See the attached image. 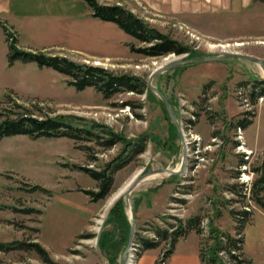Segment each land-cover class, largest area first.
I'll list each match as a JSON object with an SVG mask.
<instances>
[{
  "label": "rangeland",
  "instance_id": "374dc122",
  "mask_svg": "<svg viewBox=\"0 0 264 264\" xmlns=\"http://www.w3.org/2000/svg\"><path fill=\"white\" fill-rule=\"evenodd\" d=\"M99 2L127 7L149 25L189 47V53L193 51L195 56L239 52L259 57L264 63V0H250L249 7L243 9L211 10L209 33L184 24L172 14L153 11L138 0ZM81 21L80 25L73 22L64 26L66 29L60 33L57 26L48 23L37 25L30 33L22 32L19 38L15 30H9L23 49L64 56L114 74L139 76L146 82L143 93L119 91L104 97L93 87L76 90L67 83L66 75L50 67L18 60L9 65L7 43L0 32V100L4 92H9L38 115H67L74 126L97 123L96 133L109 128L129 141L146 135L145 150L130 155L123 142L110 147L102 145L104 137L93 140L31 138L24 134L3 137L0 242L37 241L56 264H120L131 224L129 207L122 194L128 182L140 171L158 167L176 169L182 160L177 130L162 100L148 88V77L156 67L190 56L189 53L147 56L131 51L130 44L135 47L141 44L115 23L94 18L88 9ZM220 42L231 46H211ZM235 42L239 44L233 45ZM164 57H168L167 62ZM263 76L261 67L251 60L224 57L188 63L153 78L154 86L168 98L182 128L188 161L182 174L149 177L132 191L137 234L152 238L149 235L153 225L167 227V222L176 223L175 218L200 216L203 233H192L176 249L179 254L184 251L192 255L197 250L196 236L202 241L203 250L208 251L213 243L210 231L218 229L234 234L236 223L230 210L248 208L253 214L243 231V250L251 262L245 264H264V208L249 199L244 187H237L242 195L227 189L229 184L250 185L257 176L252 168L264 158V99L248 107L236 94V89L242 86L246 87V94L254 79ZM191 107L198 111V118L187 130L180 120ZM245 118L251 123L242 128L240 137L236 136L237 126ZM242 157L247 160L245 170L239 165ZM118 162L123 166L113 173L111 190L104 198L93 201L85 190H95L97 182L74 165L102 169ZM34 185L47 188L50 193L32 189ZM119 198L126 215L124 231V225L122 228L109 216ZM143 213L146 218L139 221ZM136 239L134 236L133 242ZM166 248L167 243L162 242L159 249L145 253L144 250L145 264L156 250L155 260ZM0 264L49 263L43 262L34 251L13 249L0 251Z\"/></svg>",
  "mask_w": 264,
  "mask_h": 264
},
{
  "label": "trees",
  "instance_id": "16d2710c",
  "mask_svg": "<svg viewBox=\"0 0 264 264\" xmlns=\"http://www.w3.org/2000/svg\"><path fill=\"white\" fill-rule=\"evenodd\" d=\"M91 9V16L103 21L115 23L126 34L133 37L137 43L141 44L135 47L130 44V50L147 56H163L169 53L183 54L189 53V47L183 45L177 39L172 38L167 33L161 32L157 28L148 24L143 18L135 14L127 7L120 4H105L99 0H84ZM5 41L7 43V62L12 65L15 61L23 63L35 62L38 66L50 67L53 70L62 73L68 77L67 83L80 91L87 87H93L101 92L104 97H110L119 91H132L143 93L146 89V82L139 76L130 74H114L112 71L93 65L77 63L67 57L59 55H50L41 50H27L17 45V37L12 35L7 26H4ZM190 57L195 56L194 52L188 54ZM259 95L264 96V79H254V82L247 91L250 103H256ZM196 120L191 123L195 124L198 118V111L195 110ZM244 114L252 112L244 111ZM246 117V116H245ZM251 120L245 118L240 121L238 128H246ZM173 125V123H172ZM93 126H74L71 124L67 115L47 114L38 115L24 104L17 102L12 98L9 92H4L0 100V140L6 136L24 134L31 138L39 137H69L75 140L86 139L93 140L96 137H104L102 145L110 147L117 142H123L124 150L129 149L130 155H137L145 150L146 135H142L135 140H127L123 136L111 131L102 129L97 133ZM174 127V125H173ZM175 131L176 128L174 127ZM104 133V134H102ZM104 135V136H101ZM238 143V141H236ZM241 156H244L243 154ZM247 160L242 157L239 162L240 167L246 165ZM123 166L118 162L113 166L109 164L102 169H94L85 166H75L84 170L96 182V189L85 190V193L93 201L104 198L113 185V173ZM244 170L246 169L243 168ZM257 174L250 185L245 183L229 184L227 189L233 194H241L237 187H241L248 192L249 199H252L258 206L264 208V158L261 163L252 168ZM32 189H39L43 192L50 193L47 188L39 185L32 186ZM246 191L243 195H246ZM242 195V194H241ZM35 211V210H28ZM235 221V233L231 234L222 230L210 231L209 238L212 239V246L203 250L202 241H199V257L203 264H245L250 263L243 250L244 228L250 222L253 212L251 209L230 210ZM109 216L118 222L121 227L125 224L126 215L122 198H119L111 207ZM176 223L167 222V227L153 225L150 229L155 234V238H147L135 232L136 241L141 246V252L159 246L162 242L167 243V248L162 255L155 261L156 264H167V258L173 252L175 243L181 237H185L190 231L197 234L203 233L200 216H192L187 220L175 218ZM123 228V227H122ZM125 230V225L123 231ZM127 230V228H126ZM13 249H23L25 251H34L37 256L45 263L56 264L50 258L47 250L37 241H11L0 242V251H9ZM220 255V256H219Z\"/></svg>",
  "mask_w": 264,
  "mask_h": 264
},
{
  "label": "crops",
  "instance_id": "0c3cea01",
  "mask_svg": "<svg viewBox=\"0 0 264 264\" xmlns=\"http://www.w3.org/2000/svg\"><path fill=\"white\" fill-rule=\"evenodd\" d=\"M143 2L153 11L172 14L183 20L192 28L209 33L211 25L208 15L213 9H243L249 7L250 0H138ZM90 7L84 0H0V32L5 40L4 26L16 31L18 38L22 32L36 30V26L43 23L53 24L58 27V32L63 31L64 26L75 23L82 24L86 10ZM95 18V17H94ZM207 20V21H206ZM182 22V21H181ZM59 25L61 27H59ZM56 29V28H55ZM69 32H71L69 30ZM33 34V33H32ZM145 213V210L143 211ZM141 215L139 221L145 216ZM146 218V217H144ZM143 218V219H144ZM144 221H147L145 219ZM194 231H190L185 237H181L175 243L173 252L167 258V264H203L199 257V241L196 236L197 250L190 255L189 252L177 253L179 243H184ZM196 235V234H195ZM160 245L146 249L150 251L159 249ZM157 252L153 254L151 261L147 264H156ZM144 253L139 257L137 264H145Z\"/></svg>",
  "mask_w": 264,
  "mask_h": 264
},
{
  "label": "water",
  "instance_id": "95a60500",
  "mask_svg": "<svg viewBox=\"0 0 264 264\" xmlns=\"http://www.w3.org/2000/svg\"><path fill=\"white\" fill-rule=\"evenodd\" d=\"M224 57H237V58H244V59L251 60V61L257 63L261 67V69L263 70V73H264V63L259 57H255V56H252L249 54L239 53V52H227V53H223V54H219V55H200V56L188 57V58L173 61L169 64L160 65V66L156 67L150 73L148 80H147V86L150 90L155 92L159 96V98L162 100V102L165 106V109L168 113V116L170 117L172 123L174 124V126L177 130L178 137L182 143V160H181L180 165L177 169L170 168V167H158V168H152V169L147 170L145 172L140 171L135 175V178H132L128 182V186L125 188V190L123 191L122 194H123L124 200L127 202L128 207H129V212H130L129 217L131 219V224H130V228H129L126 248L124 249V251L121 254L120 264H126L127 252L133 243L135 231H136V221H135L136 208H135V204H134V200H133V196H132V191L137 187V185L142 180H144L145 178H147L151 175L160 174V175L173 176V175L182 174L186 168L187 161H188L187 147H186L185 142L183 140L182 128L179 124L177 117L175 116V114L171 108V105L169 103L168 98L165 96V94L161 90H159L158 88H156V86H154L153 78L161 72H164V71H167L169 69H172V68H175L178 66H182V65H185L188 63L217 60V59H221ZM262 79H264V76Z\"/></svg>",
  "mask_w": 264,
  "mask_h": 264
},
{
  "label": "built area",
  "instance_id": "2783aa9c",
  "mask_svg": "<svg viewBox=\"0 0 264 264\" xmlns=\"http://www.w3.org/2000/svg\"><path fill=\"white\" fill-rule=\"evenodd\" d=\"M245 88H244V86H242V87H239V88L236 89L237 97H238L239 100L242 101V104L244 106L252 107L253 104L250 103L249 97L247 96V92L245 94ZM263 99H264V96L263 95H259L257 97L256 102L257 101H262ZM194 112H195L194 108L191 107L190 112H186L185 116L182 117V119L180 120L182 126L184 128H186L187 130H191V128L194 125L191 122L194 121V120H196V116H195V113ZM241 131H242L241 128H237L236 136H239ZM245 156H247V155L245 154ZM241 167L245 168L246 165H242ZM149 236H152V238H155L156 237L153 232H150V235ZM140 252H141V246H140L139 242L138 241L137 242L134 241L132 243L130 249L127 252V261H126V264H137V261L139 259V253Z\"/></svg>",
  "mask_w": 264,
  "mask_h": 264
},
{
  "label": "bare ground",
  "instance_id": "6f19581e",
  "mask_svg": "<svg viewBox=\"0 0 264 264\" xmlns=\"http://www.w3.org/2000/svg\"><path fill=\"white\" fill-rule=\"evenodd\" d=\"M236 43V42H235ZM233 44V45H237V44H239V43H236V44ZM211 46L212 47H222V48H226V47H229V46H231L230 45V43H227V42H225V43H223V42H220V43H211ZM167 60H168V57H164V61H166L167 62ZM98 62V61H97ZM177 169V168H176ZM161 175L160 174H155V175H151V176H149V177H160ZM149 177H147V178H149ZM147 178H145V179H147ZM144 179V180H145ZM144 180H142L141 182H143ZM140 182V183H141ZM139 183V184H140ZM117 194H118V192L117 193H115V195H113V197L110 199V201H112V199L114 198V197H116L117 196Z\"/></svg>",
  "mask_w": 264,
  "mask_h": 264
}]
</instances>
